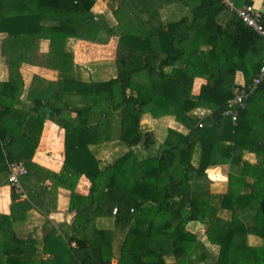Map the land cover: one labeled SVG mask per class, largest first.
Returning <instances> with one entry per match:
<instances>
[{
    "label": "trees",
    "instance_id": "16d2710c",
    "mask_svg": "<svg viewBox=\"0 0 264 264\" xmlns=\"http://www.w3.org/2000/svg\"><path fill=\"white\" fill-rule=\"evenodd\" d=\"M96 1L0 0V175L7 163H21L27 177L68 190L73 212L70 231L44 235L48 256L34 263L22 258L28 247L13 231L25 218L16 212L31 205L12 191L11 212L0 215V264H111L115 257L116 264H264V81L235 124L220 115L236 73L245 86L258 72L264 41L231 14L220 25L218 0H133L136 8L115 0L113 27L93 15ZM170 4L188 7L187 16L162 23L159 10ZM100 33L117 38L116 76L84 81L66 43H94ZM24 64L57 72L56 81L35 76L26 88ZM196 79L204 82L193 94ZM145 116L174 119L187 133L167 129L158 145L141 128ZM45 121L64 130L58 173L32 161ZM54 142L57 155L62 145ZM104 143L127 150L104 165L94 150ZM248 154L253 162L242 160ZM226 165L234 171L228 192L213 195L205 171ZM81 178L89 182L86 195L76 191ZM100 217H113V231L95 227ZM201 244L220 259L208 262Z\"/></svg>",
    "mask_w": 264,
    "mask_h": 264
},
{
    "label": "crops",
    "instance_id": "0c3cea01",
    "mask_svg": "<svg viewBox=\"0 0 264 264\" xmlns=\"http://www.w3.org/2000/svg\"><path fill=\"white\" fill-rule=\"evenodd\" d=\"M239 1L241 2L240 5L238 4ZM236 4L238 6L252 5L255 8L259 9L260 11L264 12V0H250V4H247V0H236ZM175 5L176 4H170L168 6H164L163 8L159 10V19L162 23L174 21L171 18L173 16L172 10L175 7ZM165 7L167 8V12H162V10ZM183 8L188 10V7H183ZM224 11L228 14V16H231L226 10ZM162 13L164 15H162ZM170 15H171V18L169 17ZM227 20H228L227 17L223 18L222 21H220L218 18V23L220 25H224V23ZM0 40H1V35H0ZM80 42H86V41L80 40ZM86 43H90V42H86ZM39 44H40L39 53L46 54L48 52V42L41 41ZM85 63H83L84 66L86 67L87 65L91 66L93 70L87 76L86 79L83 77V75L80 72L81 79L84 81H89V80L106 81L116 76L115 65L114 64L112 65L111 61H89L87 65H85ZM22 68L26 69L27 74L29 73L38 74L39 76H44L50 73H52L53 75L57 74V72L53 70L46 69L44 67L37 66V65L24 64ZM100 73H102V76L97 78V76ZM21 74H23V71L21 72ZM236 76L235 78L238 82H241L242 84L245 83V81H243L244 78H243L242 73L237 72ZM4 77H5L4 68H2L0 65V80H3ZM48 81H51V80H48ZM203 82L204 80L202 79L195 80L194 82L195 87L193 90V94H197L198 88ZM197 84L199 85L197 86ZM237 84L238 83H236L234 79V85H235L234 88L236 86H239ZM22 100L23 98L21 97V103H22ZM197 111L198 113L205 112V110H197ZM254 116L257 117L258 119L261 117L259 113L255 114ZM148 120L152 122L153 128L155 125L161 124L165 126V129H171L169 127V121L171 119L169 118H167L163 122L161 121L158 122V121H155L156 119H152L148 116H145L144 118L141 119V122L148 121ZM141 122H140V125H141ZM173 124H174L173 129H175L176 127H180V130L175 129L176 131L178 132L181 131V133L183 134L187 133L186 131L182 132L183 126L178 124L177 122H174V120H173ZM141 128L142 130L144 129L145 131H149V132L152 131L151 130L152 127L151 128L141 127ZM165 138H166V135L163 136V139L159 140V142L163 141ZM55 139H60V144L62 145V148H61L62 151H58L61 153H58L57 155L55 154L49 155L50 153H54L52 151L53 150L52 141H54ZM156 141H157V138H156ZM96 148H99V146ZM99 149L101 153L97 154V158L102 162V164L105 165L106 163L110 162V161L106 162L105 160L108 156H115L114 152H116L118 149H119L118 150L119 152L123 148L117 144L104 143L102 147ZM63 150H64V130L59 129L55 124H53L50 121H45L43 124V129L41 132L40 140L35 150V153L33 155L32 161L40 166H43L47 169L53 170L54 172L58 173L62 166ZM136 153L140 157H143L142 151L140 148H139V151H137ZM101 155H102V158L100 157ZM251 155L252 154L247 155L249 162L254 161V158H251ZM215 168H222V167L218 166ZM210 174L213 175V172H210ZM25 177L22 179L25 197L24 198L19 197L17 201H20V202L28 201L31 205V208L29 211L16 212V214H19V216L24 215L25 218L23 221H16L13 223V231L17 237L26 241V245L24 247H28V251L22 255V258L25 259V258L30 257L29 260L36 263L40 259H46L48 256L42 253L41 240L44 237V235H46L47 233H51V232L55 233L53 235H57V234L62 235L63 232H65L67 228L70 231L72 220H73V212H69L68 210L69 201H70V198H69L70 193L68 190H65L63 188H54V186L50 182H46V181L40 182L39 180L40 178L32 176L31 174L29 177H26V178ZM216 177L218 180L221 179V176L218 173H216ZM88 188H89V182L87 181V179L81 178L78 182L76 191L80 194L86 195L88 192ZM11 192L12 191L9 187V184L7 183V175L6 174L0 175V215H9L11 212V204H12ZM95 227L100 230L113 231L114 219L113 217L96 218ZM51 239H54V238L51 237ZM116 239L117 240H114V251L115 252H117L118 250L117 247L119 246L120 240H121L120 237H117V236H116ZM32 246H33V250L31 252L30 248ZM116 263H117V257L111 260V264H116Z\"/></svg>",
    "mask_w": 264,
    "mask_h": 264
},
{
    "label": "rangeland",
    "instance_id": "374dc122",
    "mask_svg": "<svg viewBox=\"0 0 264 264\" xmlns=\"http://www.w3.org/2000/svg\"><path fill=\"white\" fill-rule=\"evenodd\" d=\"M128 2L133 5L136 8V4H134L133 0H128ZM117 8V2L115 0H97L92 11H93V15L95 14L96 18L110 24L112 27L114 26V23H112L113 20V12L114 10ZM162 12H167V8L165 7ZM188 10H186L185 8H178L176 5L172 10V18L171 15L169 16L172 20H178L184 16H186ZM162 15H164L162 13ZM219 20L222 21L223 18L227 17L229 18L230 16H228V14L223 11L220 15H219ZM233 16V15H232ZM117 38L114 37V35H105L104 33H100V37L98 38V40L95 43H86V42H80V40L77 41V39H69L66 43V49L71 52V54L73 55L74 61L79 65V75L80 72L83 75V77L86 79L87 76L91 73V71L93 70V68L91 66H88V62L89 61H111L112 65H115V53H116V49H117ZM40 45V44H39ZM39 51V49H38ZM86 62V63H85ZM87 65L84 66V64ZM152 66L157 65L156 63H151ZM151 66V67H152ZM21 72L23 71V78L24 81L26 83V87H29L32 83V77L34 78L35 76L38 77H44L47 80H51V81H56L57 78V74H47L44 76H39L38 74H27L26 69L21 68ZM102 73H100L97 78L101 77ZM238 76V75H237ZM236 76V77H237ZM81 78V75H80ZM243 80V79H242ZM92 81V80H89ZM235 82L238 83L237 85H241V82H238L235 78ZM241 83V84H240ZM199 84H197L198 86ZM195 85H193V89H194ZM254 105L256 107H258L259 109L261 108V104L258 100L254 101ZM193 112V111H192ZM196 113V112H195ZM193 113V114H195ZM250 114V113H249ZM192 115V114H191ZM251 116V115H250ZM167 118H161L159 120H155V121H165ZM173 120L171 119L169 121V127L171 129H173ZM257 121V119H256ZM175 122V121H174ZM141 127H148L151 128L152 127V131H145L143 129V131H145L146 133H152L153 136L155 138H157V140H161L163 139V136H165L167 134V129H165L164 125H155L153 128V124L151 121H142L141 122ZM176 130H180V127H176ZM174 129V130H175ZM181 132V131H179ZM183 132V129H182ZM53 144V152L54 153H50L51 154H55L56 153V147H55V142L52 141ZM157 144L159 145V142H157ZM158 145L155 147L156 149L150 148L148 150L149 154L155 153ZM52 148V146H51ZM135 148V149H133ZM124 151H126L127 149L124 147L123 148ZM121 149V150H123ZM134 152L139 151V148L136 146L132 147ZM96 151L97 154H100L101 151L99 148L94 149ZM119 150V149H118ZM118 150L115 153V156H108L105 160L106 162L108 161H112L114 157L118 156L120 153H118ZM102 158V155L100 156ZM251 158H254V155H251ZM242 160L244 161H248V157L245 156L244 159L242 158ZM218 167V166H217ZM222 168H209L205 171L207 179L210 181L211 185H210V193H212L213 195H218V194H223L225 192H228L229 186H228V181H229V177L228 174L232 173L233 174V169L229 168V166H221ZM210 172H213V175H210ZM216 173H218L221 176V179L218 180L216 177ZM8 175V172H7ZM27 177V176H26ZM25 177V178H26ZM8 178V177H7ZM8 183V182H7ZM22 184V181H21ZM23 188V185H22ZM12 191V190H11ZM23 192H24V188H23ZM221 217L226 218V219H230V214L226 211L220 210V213H218ZM196 235L198 234V239H200L199 241L201 242H206L205 237H204V231L201 227H199L198 225H196L195 228L192 229ZM256 239V240H254ZM251 241H253L254 243H256L257 245H261L262 242H260V240H258L257 238H251ZM202 246V244H201ZM205 251H203L202 253L205 255L206 254V259L208 262H214L216 259H220V256L218 255V252L216 250L213 249V246L209 245V244H203L202 246ZM199 262V259H197ZM169 262V260H168Z\"/></svg>",
    "mask_w": 264,
    "mask_h": 264
},
{
    "label": "built area",
    "instance_id": "2783aa9c",
    "mask_svg": "<svg viewBox=\"0 0 264 264\" xmlns=\"http://www.w3.org/2000/svg\"><path fill=\"white\" fill-rule=\"evenodd\" d=\"M220 5L229 14L236 17L246 27H249L258 37L264 41V12L252 5L238 6L236 0H218ZM264 81V58L258 72L251 78L247 85H239L233 89V98L227 101L221 116L231 119L233 124L238 119V111H242L247 103L249 96L255 92ZM201 123L198 124L199 127ZM7 182L10 189L24 198L21 179L27 174L26 168L21 163H7ZM113 209L112 214H115ZM74 246V244H72Z\"/></svg>",
    "mask_w": 264,
    "mask_h": 264
},
{
    "label": "bare ground",
    "instance_id": "6f19581e",
    "mask_svg": "<svg viewBox=\"0 0 264 264\" xmlns=\"http://www.w3.org/2000/svg\"><path fill=\"white\" fill-rule=\"evenodd\" d=\"M253 93H254V92H253ZM253 93H252V94H253ZM252 94H251V95H252ZM232 98H233V92H232V96H231L230 99H232ZM230 99H228V100H230ZM248 99H249V98H248ZM248 99H247V101H248ZM228 100H227V101H228ZM227 101H226L225 105L222 107L221 113H222L223 109L226 107ZM246 105H247V104H246ZM246 105H245V107H244L243 110L246 109ZM243 110H242V111H243ZM240 112H241V111H238V113H237L238 116L240 115ZM221 113H220V115H221ZM221 117H222V116H221ZM224 118H226V117H224ZM228 119H229V118H228ZM230 120H231V119H230ZM198 124H199V123H198ZM198 127H199V126H198ZM201 127H202V126H201ZM201 127H199V128H201Z\"/></svg>",
    "mask_w": 264,
    "mask_h": 264
}]
</instances>
